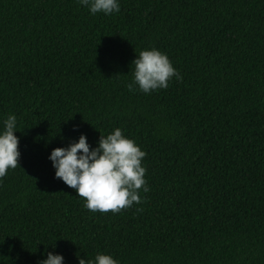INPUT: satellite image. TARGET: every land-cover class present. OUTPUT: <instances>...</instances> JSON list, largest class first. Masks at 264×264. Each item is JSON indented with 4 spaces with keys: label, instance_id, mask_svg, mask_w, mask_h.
Segmentation results:
<instances>
[{
    "label": "trees",
    "instance_id": "1",
    "mask_svg": "<svg viewBox=\"0 0 264 264\" xmlns=\"http://www.w3.org/2000/svg\"><path fill=\"white\" fill-rule=\"evenodd\" d=\"M0 0V122L20 157L0 180V264L47 252L78 264H264V0ZM181 75L130 92L141 50ZM77 130H73V127ZM146 153L149 191L91 212L54 178L50 151L115 128Z\"/></svg>",
    "mask_w": 264,
    "mask_h": 264
},
{
    "label": "clouds",
    "instance_id": "2",
    "mask_svg": "<svg viewBox=\"0 0 264 264\" xmlns=\"http://www.w3.org/2000/svg\"><path fill=\"white\" fill-rule=\"evenodd\" d=\"M87 8L89 14L105 16L120 11L119 0H77ZM132 77L127 87L130 92L149 94L166 89L173 77H182L168 56L157 48L141 50L131 62ZM17 117L9 114L0 122V180L9 170L16 169L20 157ZM73 130H77L73 127ZM146 153L136 142L126 137L120 128L106 136H100L95 147H91L84 134L66 147L50 151L48 160L54 178L73 189L77 197L83 198V207L93 213H118L122 209L141 202L140 191L150 189L145 179L147 169L142 166ZM78 264H119L110 254L98 252L92 258H79ZM39 264H64L61 254L47 252Z\"/></svg>",
    "mask_w": 264,
    "mask_h": 264
}]
</instances>
